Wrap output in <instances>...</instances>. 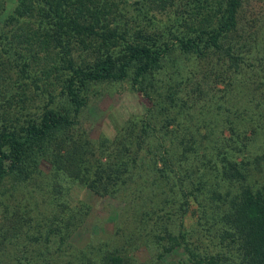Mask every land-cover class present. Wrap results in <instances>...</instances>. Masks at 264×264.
Returning a JSON list of instances; mask_svg holds the SVG:
<instances>
[{
	"label": "trees",
	"instance_id": "obj_1",
	"mask_svg": "<svg viewBox=\"0 0 264 264\" xmlns=\"http://www.w3.org/2000/svg\"><path fill=\"white\" fill-rule=\"evenodd\" d=\"M14 1L0 0V56L23 79L38 84L37 73L47 78L52 67H33L30 52L21 50L29 48L22 47L24 42L45 49L65 36L87 33L99 48L107 50L105 45L117 38L121 45L117 53L104 51L87 66L70 60L60 104L51 105L50 97L20 122L0 114V195L7 175L27 186L46 160L95 193L122 199L123 214L127 210L144 230L152 258L143 264H163L172 254L179 256L174 264H264V37L250 43L242 35L238 46L230 39L223 45L237 26L242 0H206L211 8L200 18L194 10L186 17L185 7L176 4L157 35L138 36H130L127 20L117 15L112 21L126 28L112 27L108 13L97 10L102 4L93 0ZM192 1L199 6L204 0ZM177 49L200 59L223 49L230 61L209 87L188 88L186 97L173 85L182 79L175 76L163 85L154 79L175 60ZM126 78L149 98L146 110L113 141H101L103 159L95 149L68 145L67 132L88 103L87 87ZM4 93L0 88V98ZM32 191L19 205L24 214L0 224V264H136L113 240L73 243L72 234L90 211L88 203L78 202L76 211L63 213L70 207L61 199L56 213H41L43 221L26 226L27 211L39 206ZM0 203L6 209L10 205L1 197ZM133 236L125 233L126 240ZM5 241L13 243L11 251Z\"/></svg>",
	"mask_w": 264,
	"mask_h": 264
},
{
	"label": "rangeland",
	"instance_id": "obj_2",
	"mask_svg": "<svg viewBox=\"0 0 264 264\" xmlns=\"http://www.w3.org/2000/svg\"><path fill=\"white\" fill-rule=\"evenodd\" d=\"M9 1L11 3L15 2L14 0ZM93 2L97 5L102 4L101 7H97V10L104 11L106 17L108 13L111 26H117L118 31L126 27L123 24H115L112 21L114 15L120 17L123 22L127 20L128 25H130V28H128L130 36L147 33L157 35L162 30V25L166 23L167 15L170 11L173 12L176 4L185 7L186 10L184 11L179 10L183 11L185 16L189 11L194 10L196 18L206 16L211 8V4L206 0L199 6H195L196 2L192 0H164L163 3L165 4H162L161 0H93ZM11 3L8 8H11ZM118 10H121V12H118ZM194 21L197 22L196 19ZM183 23L184 20H181L180 24ZM137 29H141V33H138ZM179 29L185 28L180 26ZM242 35H248L250 43L254 42L255 38L264 37V0H242L237 26L232 31L230 38L224 40L223 45L225 46L230 39L229 43L238 46L241 43L240 38ZM51 44L43 49L38 44L22 43V47L23 45L29 47L21 50L24 53L30 52L33 67L42 71L44 64L50 63L52 65L47 78L45 73H37L40 84L33 82L31 78L23 79V77H20L17 69L10 64V60L6 59L5 56H0V88L5 92L4 96L0 98V114L6 116L8 121L20 122L28 112L31 115L37 113L50 97L54 99L51 105L60 104L62 101V95H60L62 78L68 73L67 67L70 60L75 64L87 66L104 51L117 53L121 45L120 39L117 38L116 42L105 45L108 47L107 50L103 47L99 48V43L90 38L87 33L65 36L61 38L59 43L54 44L53 42ZM58 52L59 56L57 55ZM174 59L163 72L155 73L154 79L161 85H163V81L173 83V77L175 76L182 79L181 82L175 79L179 81V84L174 82L173 85H175L178 95L186 97L188 88L194 91L196 85L209 87L213 78L219 77L217 73H223L230 61L229 55L224 54L223 49L220 51L214 50L202 59L194 54L180 53L177 49ZM53 60L56 62L53 63ZM4 68L5 70H3ZM208 70L211 73L204 75V72ZM230 73L231 66L229 65L226 74L229 75ZM262 74L264 75V71H262ZM186 76L190 79L189 82L186 80ZM216 85L223 86L219 82ZM6 90L8 91L7 94ZM86 90L88 103L78 113L77 123L68 130L66 142L70 146L77 143L83 147L95 149L96 155L103 159L104 156H101L98 148L101 141L104 139L113 141L121 129L127 128L132 119H137V116L146 110L150 100L133 86L129 78L93 82ZM46 94L51 96H46ZM194 111L199 113V108L194 109ZM260 117L264 121V115L261 114ZM38 167L40 171L37 172L38 174L31 179L27 186L21 187L15 183L11 175L4 178L3 191L0 197L5 201H9L10 205L6 209L3 203H0V224H3L6 218H16L17 215L24 214L25 209L19 205L26 203L28 190H33L32 196L38 200L39 206L27 211L29 221L26 226L28 223L43 221L44 219H40L41 213L48 216L56 213L59 210L58 205L61 199L65 200L66 205L70 207V209L67 207L65 211H62L63 213L76 211L75 204L78 202L88 203L91 207L85 221L71 236L76 246H82L90 239L102 240L101 238L104 237L108 241L113 240L114 245H117L116 247L120 249L119 251L127 253L131 260H135L136 264L137 262L143 264L152 258L145 244L141 222L132 220L127 210L123 214L124 202L122 199L95 193L70 173L62 169L57 170L53 164L46 160H42ZM53 178L56 181H53ZM44 214H42V217L45 216ZM136 224L139 225L138 228L135 227ZM131 228L134 229L135 233H130ZM2 230L4 231V229ZM23 233L24 231L21 232L22 235ZM125 233L134 236L126 240ZM8 235H11V233L9 232ZM12 238L16 240L17 237ZM3 244L8 247L9 251L12 250L13 243L5 241ZM172 255L165 258L163 264H174L173 262L179 256ZM9 264L12 263L9 262Z\"/></svg>",
	"mask_w": 264,
	"mask_h": 264
}]
</instances>
